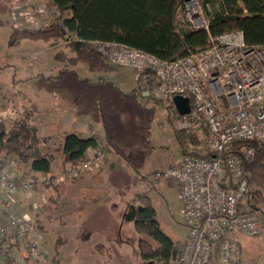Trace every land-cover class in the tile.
Returning a JSON list of instances; mask_svg holds the SVG:
<instances>
[{"label": "built area", "instance_id": "obj_1", "mask_svg": "<svg viewBox=\"0 0 264 264\" xmlns=\"http://www.w3.org/2000/svg\"><path fill=\"white\" fill-rule=\"evenodd\" d=\"M55 12L60 19V11ZM185 14L192 27L208 29L202 0H186ZM92 43L110 64L131 67L144 89L157 102L167 103L176 129L202 134L204 153H183L177 164L155 172L156 179L175 180L179 187L188 233L178 244L177 262L240 264L242 249L232 237L234 228L248 236L262 232L248 198L245 165L254 161L258 146H264V45H250L242 31H235L216 37L203 50L168 60L121 42ZM177 95L189 97V112L180 113ZM238 142L242 146L233 150ZM104 161L103 148L93 146L79 164H70L67 173L77 177L95 172ZM14 165L12 159L0 160L2 200L12 201L19 190L33 196L40 185L46 191L50 174L22 177ZM36 230L32 215L0 210V264H22L20 250L40 264L48 263L51 254Z\"/></svg>", "mask_w": 264, "mask_h": 264}, {"label": "rangeland", "instance_id": "obj_2", "mask_svg": "<svg viewBox=\"0 0 264 264\" xmlns=\"http://www.w3.org/2000/svg\"><path fill=\"white\" fill-rule=\"evenodd\" d=\"M42 8L45 11L41 10ZM209 9L215 11L219 9V4L210 5ZM56 19L58 18H56L55 8L48 0H0V119L7 130L13 127L17 119H27L37 126L42 150L51 159L53 167L48 173L51 176V180L47 184V189L52 186L51 191L53 189L55 192H59L65 186L63 183L67 182V184H72V186L67 185L68 187H66L67 191L70 190L71 192L74 190V181L79 176H69L67 168L72 163H63V128L60 129L59 119L51 113V108L48 107L47 109L46 106H42L46 105L47 101L33 102L32 91L28 90L33 86L28 87L27 82L25 81L24 84L22 81L32 79V81L39 80L43 82L49 78L51 80L61 75L66 76L68 72H71L72 68L69 67L68 61L65 59L58 61L56 55H74V52L67 46V42L69 39L74 38L75 35L67 33L63 38L49 41L23 39L14 47L8 45L9 35L13 29L29 28L37 30L39 27L50 24ZM58 20L61 23V17ZM91 46L95 48L96 44L92 43ZM104 60L109 65V69L106 71L92 74L91 72L88 73V71L84 72L81 67H78L74 74L78 78L87 76L94 78V80L102 78V83L98 84L101 87L100 90L103 93L109 91L114 97L109 102V105L114 107L113 112L116 113L112 120L116 121L115 118L121 117L122 121L125 122L127 128L124 133L129 135V143L133 141L131 138L135 135V132L139 131L141 142L146 149L137 155L132 153L131 155H126L125 158L121 156L123 163L130 161L129 163L133 167L139 168L142 172H147V176L142 178V172L136 173L134 171L133 177L136 179L132 181L126 180L123 197L120 199L116 198L114 201V206L117 207L119 215L121 214L122 216L123 224L121 229L123 231L121 233L123 239H117L120 244L113 248L117 253L123 254L120 257L122 260L116 258L114 261L111 260L110 263L166 264L164 260H144L140 256L138 242L140 233H138L134 225V220L139 209L148 207L153 210L162 231L170 236L174 242L185 239L188 228L184 224L178 183L172 179H156L155 177L157 170L177 164L182 158L184 149L175 131L176 128L172 126L169 120L171 112L167 103L157 102L152 95L144 96V91L141 89L142 84L138 82L136 72L131 67L114 66L107 59L104 58ZM81 64L85 65L86 63L81 62ZM65 66L69 68L65 69ZM68 76L73 77L70 73H68ZM54 108L58 110V107L54 106ZM65 125L63 124V126ZM116 127H120L118 121ZM197 136V142L194 143L195 147L191 149L192 151L204 153L202 134L197 133ZM45 137L47 139H44ZM95 146H100L104 150V166L107 159L106 147L98 142ZM113 150L116 151L115 148ZM120 154L122 153L120 152ZM4 158L13 160V163H15L13 170L17 174L19 173V176H30L34 179H40L46 174L30 171L29 163L22 161L15 154ZM37 189H43V187L40 185ZM252 191H255L253 186L250 187L248 198H250L249 201L256 208L262 232L254 236H248L234 228L232 237L240 243L242 249L240 264H264V197L263 201L256 200L252 197ZM21 192L24 193V191ZM144 193H146L147 197L142 200L139 199V194ZM261 195L264 196L263 190L258 194L259 197ZM64 204L62 203V205ZM67 205L75 207L74 202H70ZM60 207L59 205L57 206V208ZM22 211L31 213L35 220L36 216L39 218L37 219L39 224H37L36 234L40 235V240L44 244L46 243L45 246L51 254L46 264H75V257L68 255L66 257L62 255L61 257L57 250L60 244L68 242L71 244L67 245L69 253L72 252L74 255L76 244L75 218L73 217V221L67 223L69 220L65 219V215L69 214V212H59L53 210L51 206L50 208L47 207L45 212L41 210V213L37 215L27 207ZM45 216L46 226L42 221ZM119 235L117 234V236ZM46 240L47 242H45ZM20 255L22 264H40L28 257L22 250L19 251ZM22 257L26 259H22ZM170 264H177V262H171Z\"/></svg>", "mask_w": 264, "mask_h": 264}, {"label": "trees", "instance_id": "obj_3", "mask_svg": "<svg viewBox=\"0 0 264 264\" xmlns=\"http://www.w3.org/2000/svg\"><path fill=\"white\" fill-rule=\"evenodd\" d=\"M185 1L48 0L60 11L61 23L53 22L37 30L15 28L9 35L8 45L14 47L23 39L49 41L63 38L67 33L74 34L75 37L67 42L74 55L57 54L56 58L58 61L67 60L72 69L79 62H84L93 73L109 69L102 55L91 46V42L96 40L121 42L168 60L203 50L211 46L216 37L235 31H242L250 45H264V0H202L208 29L192 27L186 18ZM215 3L219 4V9L210 10V5ZM69 67L65 66V69ZM169 120L173 126L171 116ZM36 127L27 119H17L7 130L0 119V158L15 154L29 163L30 171L49 173L53 168L51 159L42 150ZM175 131L184 153L192 152L191 148L198 139L197 133ZM97 142L95 135L67 134L62 146L63 163L79 164L87 157L88 148L97 145ZM240 146L241 142L236 143L233 150ZM245 171L249 178L248 195L253 186L252 197L263 201L264 196L259 197L258 194L264 191V146H258L254 161L246 163ZM138 197L142 200L147 195L139 194ZM134 225L140 233L139 253L144 260H164L166 264L177 262L180 241L174 242L162 231L152 209H139Z\"/></svg>", "mask_w": 264, "mask_h": 264}, {"label": "crops", "instance_id": "obj_4", "mask_svg": "<svg viewBox=\"0 0 264 264\" xmlns=\"http://www.w3.org/2000/svg\"><path fill=\"white\" fill-rule=\"evenodd\" d=\"M78 67H81L84 72H91L86 64L79 62L71 72H68L73 77H69L67 73L66 76L61 75L51 80L50 78L47 79L50 81L40 82L29 79L23 80L22 83L25 84L26 81L28 87L33 86L32 89H28L32 91L33 102L47 101V103L45 102L46 105L42 106H46L47 109L48 107L51 108V113L58 117L60 129L63 128V131L61 130L64 136L63 142L66 135L73 132L85 136L95 135L98 143L106 147L105 165L97 172H85L76 178L73 184L74 190L71 192L70 190L67 191L66 187H68L67 185L72 186V184H67V182L63 183L66 189L62 188L59 192H55L53 189L51 191L52 186H50L46 191L37 189L38 191L30 197L19 190L12 201L0 198V210L9 209L22 215L29 214L22 211L27 207L37 215L41 213V210L45 212L47 207L50 208L51 206L53 210L69 212L65 215V219L69 220L67 223L72 222L73 217L75 218L76 244L74 255L72 252L69 253L67 247L71 244L65 242L60 244L57 249L61 254L60 256L75 257V264H111V260L114 261L116 258L122 260L120 257L123 254L114 251L115 246L120 244L117 239H123L121 233L123 231L121 229L122 216L119 215V210L114 206V201L116 198L123 197L126 180L132 181L136 179L133 177L135 172H142L139 168L133 167L129 163L130 161L123 163L121 156L125 158L126 155L132 153L137 155L146 149L141 142L139 131L135 132L131 138L133 141L129 143V135L124 133L127 128L125 122L122 121L121 117L115 118L116 121L112 120L116 113L113 112L114 107L113 105L110 106L109 102L114 97L109 91L103 93L100 90L101 87L98 84L102 83V78L97 80L89 76L78 78L74 74ZM54 106L58 107V110ZM117 121L120 127H116ZM63 124L66 125L63 126ZM45 139L47 138L45 137ZM114 148L116 151L113 150ZM146 176L147 172H142L141 177L145 178ZM70 202H74V208L72 205H67ZM62 203L66 204L62 205ZM58 205L61 207L57 208ZM45 218L46 216L42 219L44 225L46 223ZM37 219L39 218L36 216V221ZM37 224H39L38 221ZM38 229L40 228L38 227ZM117 234L121 235L117 236Z\"/></svg>", "mask_w": 264, "mask_h": 264}, {"label": "water", "instance_id": "obj_5", "mask_svg": "<svg viewBox=\"0 0 264 264\" xmlns=\"http://www.w3.org/2000/svg\"><path fill=\"white\" fill-rule=\"evenodd\" d=\"M141 89L142 90L144 89L143 85H141ZM143 94H144V96L150 95L149 91H147V90H145ZM174 101H175V104H176L178 110L180 111V113L184 114V113L189 112V110H190L189 97L183 96V95H177V96H175Z\"/></svg>", "mask_w": 264, "mask_h": 264}]
</instances>
